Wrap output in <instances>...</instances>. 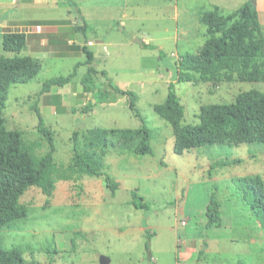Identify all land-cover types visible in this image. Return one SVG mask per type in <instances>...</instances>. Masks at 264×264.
I'll return each instance as SVG.
<instances>
[{
	"label": "rangeland",
	"instance_id": "1",
	"mask_svg": "<svg viewBox=\"0 0 264 264\" xmlns=\"http://www.w3.org/2000/svg\"><path fill=\"white\" fill-rule=\"evenodd\" d=\"M92 1L119 0H69L47 15L64 18L69 11L74 15L75 2L81 6ZM235 1L127 0L126 18L100 15L92 21L109 43V53L94 59L91 67L105 72L114 86L138 95L136 108L151 129L153 154L137 156L108 149L106 172L118 184L114 195L103 177L59 181L47 206L41 191L29 188L20 199L26 216L0 229L2 249L18 251L35 264H100L101 257L109 260L107 264H264V229L247 195L234 183L246 176H260L264 181V146H211L176 155L171 127L153 110L165 101L170 84L184 107V124L191 125L199 123L203 105L230 104L243 93H264V82L241 81L236 73L231 81L223 73L203 79L182 64L187 53H195L205 42L200 13L215 6L231 13L238 8ZM31 16L43 17L37 11ZM34 30L38 32L37 27ZM87 39L95 35L88 33ZM87 39L80 35L79 45L89 48ZM136 39L148 41L155 49L141 48ZM0 56L11 57L3 51L1 37ZM85 62L82 52L79 57L48 58L36 77L8 89L3 111L6 128L20 131L25 142H39L42 147L35 154L44 155L48 148L37 133L33 107L37 108L53 133L59 166L71 160L74 131L141 126L127 98L117 94L111 95L113 101L82 112L92 99L80 84L89 68ZM72 74L65 86L42 93L48 80ZM98 79V85L108 88L104 76ZM215 162L228 165L209 172ZM212 194L220 205L219 228H206L204 210ZM133 201L145 208L136 209Z\"/></svg>",
	"mask_w": 264,
	"mask_h": 264
},
{
	"label": "trees",
	"instance_id": "2",
	"mask_svg": "<svg viewBox=\"0 0 264 264\" xmlns=\"http://www.w3.org/2000/svg\"><path fill=\"white\" fill-rule=\"evenodd\" d=\"M199 23L206 29L205 42L198 51L183 57L182 64L187 70L200 74L203 79H214L223 73L231 81L232 75L236 73L241 81L264 82V29L254 0L252 3L249 0L231 13H224L215 6L210 11L200 13ZM86 26L84 24L78 30H84ZM26 41L24 32L4 31L2 34L3 51L14 56H0V229L26 216L27 208L20 203V199L31 187L38 188L45 196L46 206L53 198L59 181H71L81 176L103 177L106 188L114 195L118 184L106 172L105 159L109 148L137 156L153 154L151 129L136 108L138 95L134 91L114 86L105 72L98 73L91 67L93 52L84 47L83 53L89 68L80 84L92 94V99L82 112L88 113L96 105L113 101L111 95L117 94L127 98L129 108L140 119L141 126L137 129L93 128L83 134L74 131L71 137V160L67 166H59L54 158L56 147L53 133L45 126L38 109L33 107L38 116L37 133L48 148L44 155L37 156L36 150L42 145L39 142H25L20 131L8 130L3 117L9 87L29 82L40 71V65L33 59L20 56ZM145 47L155 49L150 45ZM98 75L106 78L108 88L97 84ZM72 77L73 74L67 78L48 80L43 85L42 93H48L55 86H65ZM58 110L64 112V109ZM153 110L171 127L176 155L211 146L220 149H232L242 144L264 146V93H243L230 104L203 105L197 116L199 123L191 125L184 124V107L173 90V84H170L165 101L154 105ZM227 165L228 162H215L209 172ZM234 183L238 190L247 195L248 204L264 229L263 179L260 176L238 177ZM133 205L136 209L145 208L137 201H133ZM205 216L206 228L221 227L222 216L215 194L210 197ZM0 264L35 262L26 261L18 251H5L0 241Z\"/></svg>",
	"mask_w": 264,
	"mask_h": 264
},
{
	"label": "crops",
	"instance_id": "3",
	"mask_svg": "<svg viewBox=\"0 0 264 264\" xmlns=\"http://www.w3.org/2000/svg\"><path fill=\"white\" fill-rule=\"evenodd\" d=\"M68 1L69 0H0L1 42L4 31L24 32L27 36V41L25 49L22 52L27 53V57L32 55L39 56L38 59L30 58L38 63L40 68L41 64L48 58L64 59L79 57L81 56V52L84 54V47L87 48L88 51L93 52L94 59L105 56L109 53V43L103 40L99 35L101 31L99 27H97L98 25L94 24L92 21L99 18L100 15L104 16V18H110L111 20L115 19L111 17L113 14H121V17L126 18L125 9L127 8V0H119L115 3L92 1L89 4H82L81 6L80 3L75 2L74 5H72L73 8H75V16L71 14V11H69L64 18L61 16L50 17V15H47L52 12H57L64 7L63 4ZM248 1L249 0H236L233 3L240 8ZM254 4L258 12L259 21L263 26L264 0H254ZM36 11L40 12L43 17H32L31 14ZM84 24L87 25L86 29L78 30V28L83 27ZM35 27H39L40 31L36 32L34 30ZM88 33L95 35V39H87ZM80 35L87 39L88 43H92L89 48L87 44L80 46ZM98 40L103 42L104 50L102 53H99L100 56L95 57L97 52L96 42ZM141 42L144 48L145 45L149 46L148 41L143 40ZM153 47L155 48V46ZM21 53L20 56H24L21 55ZM13 56L14 54H11V57ZM205 212L206 209L204 210V213Z\"/></svg>",
	"mask_w": 264,
	"mask_h": 264
},
{
	"label": "water",
	"instance_id": "4",
	"mask_svg": "<svg viewBox=\"0 0 264 264\" xmlns=\"http://www.w3.org/2000/svg\"><path fill=\"white\" fill-rule=\"evenodd\" d=\"M135 42H136L137 44H139L141 48H144V45L142 44V42H141L140 40L136 39ZM96 45H97V48H96V51H97V52H96V54H95V57H96V56H100L99 53H102L103 50H104V46H103V42H102V41L98 40V41L96 42ZM108 262H109V260H108L107 258H105V257H101V258H100V264H107Z\"/></svg>",
	"mask_w": 264,
	"mask_h": 264
},
{
	"label": "built area",
	"instance_id": "5",
	"mask_svg": "<svg viewBox=\"0 0 264 264\" xmlns=\"http://www.w3.org/2000/svg\"><path fill=\"white\" fill-rule=\"evenodd\" d=\"M40 30V28L39 27H37V31H39ZM90 45H92V43H90ZM183 223V222H182Z\"/></svg>",
	"mask_w": 264,
	"mask_h": 264
}]
</instances>
